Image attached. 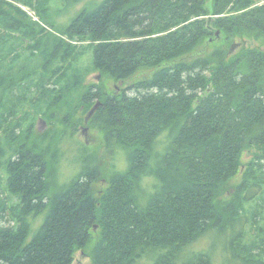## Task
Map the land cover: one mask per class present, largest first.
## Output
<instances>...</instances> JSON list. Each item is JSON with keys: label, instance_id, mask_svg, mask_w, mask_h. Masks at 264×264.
<instances>
[{"label": "trees", "instance_id": "1", "mask_svg": "<svg viewBox=\"0 0 264 264\" xmlns=\"http://www.w3.org/2000/svg\"><path fill=\"white\" fill-rule=\"evenodd\" d=\"M47 1L0 0V166L19 200L0 196V264H72L78 251L90 264H213L194 245L230 231L234 258L264 264V228L254 242L244 229L250 217L264 222L245 213L253 189H264V0H103L60 29ZM218 32L227 42L205 52ZM235 39L244 45L230 56ZM22 47L29 63L16 68ZM87 50L91 68H73ZM92 71L127 87L88 84ZM143 71L152 72L138 79ZM98 101L89 123L106 148L127 153L129 166L97 190L102 167L84 155L79 175L59 184L62 134L55 125L41 133L37 122L57 108L77 127ZM28 104L37 117L26 129ZM244 154L254 159L246 164ZM146 178L156 183L145 196Z\"/></svg>", "mask_w": 264, "mask_h": 264}, {"label": "rangeland", "instance_id": "2", "mask_svg": "<svg viewBox=\"0 0 264 264\" xmlns=\"http://www.w3.org/2000/svg\"><path fill=\"white\" fill-rule=\"evenodd\" d=\"M73 1V0H72ZM103 0H81L80 2L73 3V4H66L67 7H65L66 0H49L46 3V9H47V18L50 20L54 26H56L57 29L60 28H66L69 26L73 18L85 7L92 8L93 5L98 6L102 3ZM24 11L28 13V15L31 17L33 22H39L42 26L49 29L55 35H61V33L57 32L58 30L52 29L54 27H48L45 25L41 20H39L38 16L36 15V12L31 7L23 6L21 4L16 3ZM20 39V38H19ZM242 40V39H241ZM246 42V46H259V43L254 42L252 40H243ZM227 42V36L226 34H219V36H214L213 40L211 41H205V45L201 48L205 50L207 53H211L214 49L216 44H225ZM242 41L236 40L232 43H241ZM13 44H18V39H15L13 41ZM20 45V44H19ZM17 45L15 48L19 47ZM86 45V44H84ZM232 45L229 47V51L232 47ZM242 46L235 50L233 54L230 56L236 54ZM21 49V48H20ZM18 48V50H20ZM24 52V53H23ZM20 53L23 55V57L19 60L17 64L14 65V67L19 68L21 66L27 65L29 63L28 57L31 55L29 51H26L23 47L20 50ZM92 53L90 50H87L84 55L77 61L73 68L76 67H82L84 69H90L91 68V60H92ZM69 68V74H71V69ZM152 71H143L141 74H138L137 78L142 79L144 77L150 76ZM100 76V79L98 80L97 77ZM86 83L88 84H97L102 83L104 84L105 88L108 91L113 92L115 89L122 90L127 87L126 84L122 82H116L113 79L108 78H102L101 74L98 73V71H92L89 73V75L86 77ZM117 90V91H118ZM31 104L26 105L21 112V115L26 117V113L28 114L27 122H26V129H28L32 122H34V119H36L37 116H35L33 113H31L30 109ZM47 118L51 120V123L49 120L45 117H41L43 121H45L46 125L43 123H40V119L37 122L36 129L39 130V132L44 133L46 132L49 127H53L55 125L56 130H59L62 134V136L59 138L61 139L59 147L61 151V157H60V163H59V172H58V181L59 184H68L72 179H74L76 176L79 175V172L81 170V167L83 166V163H81L82 157L84 155H91L95 154L98 160V163H100L102 167V172L104 177H102L96 184L95 188L97 190H103V188L106 186V178H108L109 175L114 174V172H123L125 171L129 166V161L127 157V153L123 152L121 150L111 151L105 146V140H104V133L100 131L98 128H96L94 125H91L90 123L88 125H85V118L86 114H81L80 117L83 119V123L79 126H75L78 122L77 120H73L69 124L64 123V117H65V111L62 109H49L47 112ZM75 126V127H74ZM161 143L165 142V137L163 136L161 138ZM160 149H163V146H160ZM115 152V153H113ZM257 154V150L254 149V155ZM254 157L244 154L242 157V161L246 164H248ZM245 170V167L243 168L242 172L238 173L230 182H229V190L232 188H236L243 179V171ZM243 173V174H242ZM0 196L1 198L10 204H15L18 202V198L14 196L9 190L6 185V172L4 167L0 166ZM156 183V181L152 178H146L143 182V194L145 192V196L148 193L149 195L153 192H150L153 190V186ZM153 188V189H152ZM227 192V194H230L232 191ZM253 196V197H252ZM252 197V198H251ZM248 217L251 216L255 211V213H259L262 220L264 218V189L260 191L259 189L255 188L251 192L250 195V202H248V205L245 207ZM46 214L41 215L40 217L35 218L33 221L32 226V232L31 236L29 238V241H31L41 225L44 223ZM252 219V217H250ZM250 218L247 220V224L244 227L245 231L247 232L245 241L247 242H254L257 240V233L258 228L262 229L264 228V222H258L257 225H251ZM263 221V220H262ZM98 228L96 229L95 233L98 232ZM263 234V233H262ZM260 234V235H262ZM233 236V231L227 232V235L224 234L221 236L217 235L215 232L211 234L208 238L203 239L200 243L194 245L193 251L196 252H207L210 251L212 254V260L213 264H244L241 260H237L234 258L233 254H230V251L227 248V242L229 240V237ZM91 258L88 254L78 251L74 256V261L72 264H90ZM145 262H141V264H144Z\"/></svg>", "mask_w": 264, "mask_h": 264}, {"label": "water", "instance_id": "3", "mask_svg": "<svg viewBox=\"0 0 264 264\" xmlns=\"http://www.w3.org/2000/svg\"><path fill=\"white\" fill-rule=\"evenodd\" d=\"M219 34H220V32L217 33V36H219ZM245 43H246V42H245ZM243 45H244L243 43H234V44L232 45L230 51H229V52H230L229 54H230V55L233 54V53L235 52L236 49L240 48V47L243 46ZM245 45H246V44H245ZM97 78H98V80H99V79H100V76L97 77ZM100 105H101V103H100V101H98V102L96 103V105L91 109V111L87 114V116H86V118H85V125H88V124H89L91 118L93 117V115L95 114V112L97 111V109L99 108ZM40 123H43L44 125H46V123H45V121H43V119H40L39 124H40ZM97 228H98L97 226L94 227L95 231H96Z\"/></svg>", "mask_w": 264, "mask_h": 264}, {"label": "flooded vegetation", "instance_id": "4", "mask_svg": "<svg viewBox=\"0 0 264 264\" xmlns=\"http://www.w3.org/2000/svg\"><path fill=\"white\" fill-rule=\"evenodd\" d=\"M213 39H211V41H212Z\"/></svg>", "mask_w": 264, "mask_h": 264}]
</instances>
